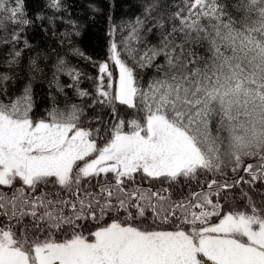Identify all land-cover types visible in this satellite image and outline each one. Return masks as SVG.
<instances>
[{"label":"snow or ice","instance_id":"1","mask_svg":"<svg viewBox=\"0 0 264 264\" xmlns=\"http://www.w3.org/2000/svg\"><path fill=\"white\" fill-rule=\"evenodd\" d=\"M160 9L142 0L119 44L110 27L103 61L74 50L98 70L94 91L58 59L53 80L67 75L82 104L36 116L31 82L10 93L9 75L33 21L24 0H0V26H19L0 35L12 46L0 70V264H264V0H180L148 46L141 29ZM120 49L155 70L147 83ZM228 165L232 183L202 179Z\"/></svg>","mask_w":264,"mask_h":264},{"label":"trees","instance_id":"2","mask_svg":"<svg viewBox=\"0 0 264 264\" xmlns=\"http://www.w3.org/2000/svg\"><path fill=\"white\" fill-rule=\"evenodd\" d=\"M142 0H62L64 7L59 12H54L47 7V0H24V10L27 13V18L33 21L32 25L25 26L20 33L21 41L17 46L22 48L23 53L18 66H14L9 75H14L18 81L16 87L10 88V93H19L20 88L28 83L32 84L33 98L38 106L35 110V115H41L44 110L51 106L53 102L61 109L71 104H82L81 99L75 95V89L66 88L65 85L71 83L69 77L65 74L57 73L58 83L53 80L55 73V65L58 59H64L66 66L78 69L81 73L79 87L83 90L94 91L95 84L93 79L98 74V70L93 67L92 62L82 59L74 54L75 49H79L86 56L92 58L93 61H103L107 57L108 52V31L110 27L120 29L115 34V40L119 44L120 41L128 35L127 24L134 20L137 16H141ZM11 3V0H9ZM161 9L159 12L153 13L156 19H150L145 22L141 29L143 36L146 38L148 46L157 45L160 42L162 29L155 26L156 20L161 14H164L166 28L170 30L171 22L168 21L167 13L169 8L175 10L176 5L180 4V0H160ZM42 16L43 20L36 19L37 16ZM163 22V21H162ZM13 26L4 21V25L0 26V35H6L12 31ZM152 31L148 32L147 29ZM27 39L30 48H24L23 41ZM177 42L179 40L177 39ZM133 45L143 49L144 45L137 44L133 41ZM189 49L194 50L198 56L204 54V49L200 46H191ZM189 49H186L187 52ZM122 59L130 67H135V72L140 80L147 83L154 75V69H142L135 66V62L129 58L128 54L120 49ZM12 51V46L0 47V70L2 62L8 57ZM36 59L39 68L43 71H33L29 66V60ZM163 62V57L158 58L157 63ZM110 71L113 72V79L116 80V68L109 62ZM63 88V91L61 89ZM7 102V98H5ZM121 115L125 116V109H120ZM93 115L91 110L87 113ZM134 115L130 110V114L126 116L131 119ZM225 147L222 150V155L225 162L227 156ZM254 159L244 158L243 163H255ZM243 174V173H241ZM219 178L223 183L225 180L232 183L238 179V175L231 171V165L222 168V173H209L207 177L202 179ZM247 187V186H245ZM239 186L235 190V194L239 195ZM254 199H259V196L250 192ZM232 193L229 192V198Z\"/></svg>","mask_w":264,"mask_h":264},{"label":"rangeland","instance_id":"3","mask_svg":"<svg viewBox=\"0 0 264 264\" xmlns=\"http://www.w3.org/2000/svg\"><path fill=\"white\" fill-rule=\"evenodd\" d=\"M116 74H117V75H116V79H118V70H117V69H116Z\"/></svg>","mask_w":264,"mask_h":264},{"label":"flooded vegetation","instance_id":"4","mask_svg":"<svg viewBox=\"0 0 264 264\" xmlns=\"http://www.w3.org/2000/svg\"><path fill=\"white\" fill-rule=\"evenodd\" d=\"M206 261V258H203Z\"/></svg>","mask_w":264,"mask_h":264},{"label":"water","instance_id":"5","mask_svg":"<svg viewBox=\"0 0 264 264\" xmlns=\"http://www.w3.org/2000/svg\"><path fill=\"white\" fill-rule=\"evenodd\" d=\"M248 163H246L245 165H247Z\"/></svg>","mask_w":264,"mask_h":264}]
</instances>
